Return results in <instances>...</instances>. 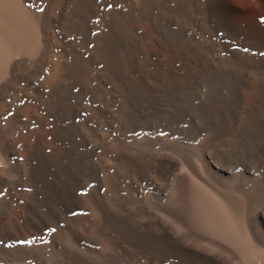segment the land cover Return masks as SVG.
I'll list each match as a JSON object with an SVG mask.
<instances>
[{
	"label": "rangeland",
	"instance_id": "obj_1",
	"mask_svg": "<svg viewBox=\"0 0 264 264\" xmlns=\"http://www.w3.org/2000/svg\"><path fill=\"white\" fill-rule=\"evenodd\" d=\"M69 16L64 79L42 96L26 72L0 115V264H186L169 235L191 245L189 196L229 178L264 199V96L246 89L264 48L210 0H160L126 28Z\"/></svg>",
	"mask_w": 264,
	"mask_h": 264
},
{
	"label": "bare ground",
	"instance_id": "obj_2",
	"mask_svg": "<svg viewBox=\"0 0 264 264\" xmlns=\"http://www.w3.org/2000/svg\"><path fill=\"white\" fill-rule=\"evenodd\" d=\"M159 1L0 0V115L22 93L19 83L26 72L37 77L40 88H36L42 96L48 95L64 79L68 63L61 52L54 53L53 46L54 32L57 28L66 27L67 14L78 18L75 21L77 26L73 25L75 32L78 22L79 25L80 21L85 23L87 18L99 12L126 28L132 19L147 17ZM180 1L185 6L195 2ZM255 1L261 9V15L256 18L242 15L232 0H210V5L252 44L264 48V0ZM37 47H40L35 53L37 58L33 60L30 55ZM88 82L89 90L104 95L92 74L88 75ZM246 89L264 96V68L250 76ZM3 152L0 143V153ZM189 188H186L188 194ZM249 193L232 185L229 178H212L202 193L189 196L188 212L193 232L191 245L187 246L184 241L169 235L185 257L186 264H264V199L255 205Z\"/></svg>",
	"mask_w": 264,
	"mask_h": 264
},
{
	"label": "snow or ice",
	"instance_id": "obj_3",
	"mask_svg": "<svg viewBox=\"0 0 264 264\" xmlns=\"http://www.w3.org/2000/svg\"><path fill=\"white\" fill-rule=\"evenodd\" d=\"M40 11H43V9L41 8ZM53 231H54V229H53Z\"/></svg>",
	"mask_w": 264,
	"mask_h": 264
}]
</instances>
